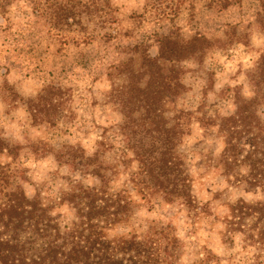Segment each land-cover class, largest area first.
Returning <instances> with one entry per match:
<instances>
[{"label":"rangeland","instance_id":"obj_1","mask_svg":"<svg viewBox=\"0 0 264 264\" xmlns=\"http://www.w3.org/2000/svg\"><path fill=\"white\" fill-rule=\"evenodd\" d=\"M80 1L72 0L76 17L70 16L66 24L54 25L49 12L38 14L21 1L7 6L9 22L0 23V137L10 148L0 154V164L12 174L9 184L19 183L31 197L56 195L75 183L97 185L99 179L85 173V167L72 168L54 154L73 144L87 155L97 151L110 165L121 160L123 117L114 95L125 77L115 66L130 61L136 68L139 51L156 54V40L162 36L188 38L198 32L214 39V46L199 57L176 62L184 90L165 99L164 114L171 124L182 111L187 134L179 152L197 202L208 203L220 216L225 204L250 198L243 183L227 180L215 167L212 159L220 151V138L213 126L203 123L208 116L233 113L235 89L250 94L249 74L264 50L259 21L264 0H237L223 10L205 0H192V8L183 0ZM227 30L234 35L227 37ZM50 83L61 88L63 102L32 117L29 100ZM259 113L264 119V102ZM116 164L121 171L111 187H130L127 172L135 162L130 167L123 161ZM133 193L137 204L115 233L144 232L150 220L171 223L182 240L179 264H204L201 259L208 250L224 259L238 251L221 242L218 220L194 224L180 203H165L157 193ZM61 211L69 216L66 208Z\"/></svg>","mask_w":264,"mask_h":264},{"label":"trees","instance_id":"obj_2","mask_svg":"<svg viewBox=\"0 0 264 264\" xmlns=\"http://www.w3.org/2000/svg\"><path fill=\"white\" fill-rule=\"evenodd\" d=\"M15 1L29 3L38 14L49 12L54 25L76 17L72 0H0L1 24H8L7 6ZM183 2L193 7L192 0ZM235 2L205 0L209 7L222 10ZM259 21L264 29V10ZM225 32L229 38L235 33ZM214 42L198 32L188 38L162 36L156 40V54L139 51L136 68L130 61L115 66L125 77L114 95L123 117L119 125L125 141L122 159L110 165L97 151L87 155L83 147L73 144L54 154L72 168L85 167V173L99 179L97 185L75 183L56 195L31 197L19 183L9 184L12 174L0 164V264H179L182 240L171 223L150 220L144 232L115 233L137 204L133 191L140 197L157 193L165 203H180L194 224L202 219L209 224L219 221L221 242L237 246L238 251L224 259L208 250L201 259L204 264H264V119L259 113L264 102V50L249 74V96L235 89L233 113L208 116L203 123L213 126L220 138V151L212 159L215 167L227 180L243 183L251 191L250 198L238 197L225 204L220 216L208 203L197 202L185 158L179 152L187 134L182 111L171 124L164 114L165 99L184 90L176 62L203 55ZM62 94L60 87L45 85L28 102L31 116L58 107ZM9 150L0 137V154ZM126 152L131 156L126 157ZM121 161L124 167L135 162V167L127 172L130 187L114 189L110 182L119 176L116 163Z\"/></svg>","mask_w":264,"mask_h":264}]
</instances>
